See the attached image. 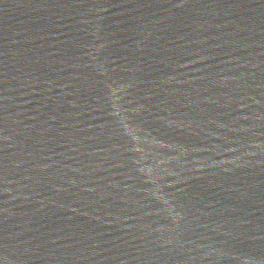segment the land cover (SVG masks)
<instances>
[{
	"label": "water",
	"instance_id": "95a60500",
	"mask_svg": "<svg viewBox=\"0 0 264 264\" xmlns=\"http://www.w3.org/2000/svg\"><path fill=\"white\" fill-rule=\"evenodd\" d=\"M0 264H264V0H0Z\"/></svg>",
	"mask_w": 264,
	"mask_h": 264
}]
</instances>
